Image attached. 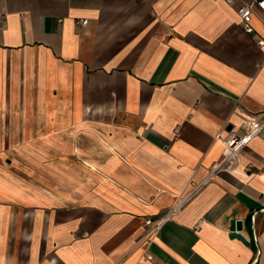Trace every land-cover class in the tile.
Here are the masks:
<instances>
[{
    "label": "crops",
    "instance_id": "1",
    "mask_svg": "<svg viewBox=\"0 0 264 264\" xmlns=\"http://www.w3.org/2000/svg\"><path fill=\"white\" fill-rule=\"evenodd\" d=\"M241 5L0 0V264H264V129L210 177L264 115Z\"/></svg>",
    "mask_w": 264,
    "mask_h": 264
},
{
    "label": "built area",
    "instance_id": "2",
    "mask_svg": "<svg viewBox=\"0 0 264 264\" xmlns=\"http://www.w3.org/2000/svg\"><path fill=\"white\" fill-rule=\"evenodd\" d=\"M232 2L234 0H228ZM259 10L264 13V0H242V5L238 9L240 24L245 32L252 34L258 46L264 48V35L256 32L253 25V19L259 14ZM83 25L87 24L88 20L81 21ZM264 129V115L256 120L248 122L243 130H233L226 135L218 133L217 138L224 144L223 157L214 164L210 172V177L214 178L219 175L220 171L226 168H231L239 160L240 155L247 144ZM181 203H176L166 215L159 219H145L146 235L150 237L157 234L165 221L173 216Z\"/></svg>",
    "mask_w": 264,
    "mask_h": 264
},
{
    "label": "water",
    "instance_id": "3",
    "mask_svg": "<svg viewBox=\"0 0 264 264\" xmlns=\"http://www.w3.org/2000/svg\"><path fill=\"white\" fill-rule=\"evenodd\" d=\"M232 236L238 237L246 242L244 236L240 233L243 230V220L236 219L231 222Z\"/></svg>",
    "mask_w": 264,
    "mask_h": 264
}]
</instances>
